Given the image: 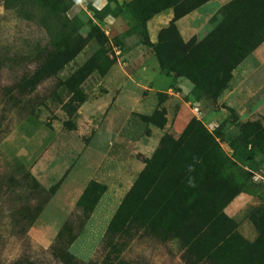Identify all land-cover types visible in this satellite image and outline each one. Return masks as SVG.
I'll use <instances>...</instances> for the list:
<instances>
[{"label": "rangeland", "instance_id": "1", "mask_svg": "<svg viewBox=\"0 0 264 264\" xmlns=\"http://www.w3.org/2000/svg\"><path fill=\"white\" fill-rule=\"evenodd\" d=\"M132 1L85 0L80 6L72 0L64 15L85 41L84 46L38 85L29 115L20 105L23 109L11 110L2 121L1 127L9 131L0 139V175L14 181L11 187H19L11 194L12 202L7 198L0 202V264L20 257L38 263L49 260L43 252L58 231L66 240L64 225L76 234L68 252L83 262L89 260L101 240L83 233L84 214L74 206L85 181L83 172L88 173L82 161L99 163V172L116 157L110 168L121 165L122 191L126 193L142 167L141 159L149 157L163 136L177 142L184 139L193 122L200 123L213 138L207 156L219 163L217 171L232 173L236 182L246 180L247 192L264 201V154L234 141L241 128L249 139L264 138V117L256 110L262 93L247 99L250 85L238 83L237 78L225 80L228 69L219 70L216 62L209 61L213 51L223 59L229 49L231 66L238 58L234 50L243 45L238 43L235 27L221 21L222 15L228 12L231 17L235 10L264 13V2L232 0L216 11L217 5L210 0H143L145 12L152 7L162 9L145 19L132 8ZM230 27L233 30L228 36L225 33ZM94 29L98 40L91 36ZM259 39L252 38L238 50L246 51ZM44 40L40 28L5 11L0 0V53L8 56L15 77H28L39 67L33 58H20L28 45ZM186 45L191 49L182 53ZM158 57L165 69L160 68ZM171 68L191 73L208 92ZM14 76L4 72L2 84H13ZM217 83H221L218 90ZM257 128L263 130L258 133ZM77 169L83 172L75 174ZM23 174L30 175L44 191L34 193L21 178ZM1 186L4 193L10 191L7 182ZM37 204L43 208L25 238L11 234L8 224L4 226V212ZM95 221L96 216L90 224ZM153 252L149 236L142 235L134 237L121 255L131 264H149Z\"/></svg>", "mask_w": 264, "mask_h": 264}, {"label": "trees", "instance_id": "2", "mask_svg": "<svg viewBox=\"0 0 264 264\" xmlns=\"http://www.w3.org/2000/svg\"><path fill=\"white\" fill-rule=\"evenodd\" d=\"M71 1L72 0H3V8L5 11H11L16 18L40 28L45 35V40L43 42L35 41L31 46L28 45L21 54L20 60L27 61L33 58L39 63V67L28 77H24L23 75L15 77L14 75L17 73H15L14 68L8 64V56L0 53V139L9 131L8 127H1L2 121L6 118V114L11 110L17 111L24 108V114L29 115L35 106V103L32 105L30 104L36 100L38 85L54 74L56 69L68 63L84 46L85 41L77 34L76 28L72 22L64 15L69 9ZM262 1L264 2V0ZM143 2V0H133L131 6L135 10L140 11L145 19L162 10L159 7H152L153 9L151 8L149 12H145L147 11V6ZM239 14V18L245 15L242 13ZM259 14L264 17V13L259 12ZM241 24L240 19L238 23L232 24V27H235V35H238L240 38L238 43L241 41L243 44L236 45L237 49L234 50L238 57L236 61L233 62L231 66H228L230 57L229 49L225 50L226 56L223 59H218V53L213 51L214 53H211L212 55L209 60L210 62H216L215 67L219 70L222 68L228 69L224 77L227 81L229 79L230 70L253 47L248 48L246 51L238 50L243 48V46H247V42H249L250 38L247 35L243 36L240 34L239 27ZM232 30L233 29L230 27L229 30H226L225 34L230 36ZM95 31L96 29L92 32L93 34L91 33V36L98 40L99 36L97 37L94 34ZM183 48L184 51L182 53L187 49H191L187 45L183 46ZM158 61L160 68L165 69V64L160 57H158ZM83 68L84 66L81 67L80 71H82ZM170 71L175 72L178 76L185 77L193 83L195 87L202 88L201 91L206 92L200 81L193 80L191 73H186L176 68H171ZM4 72L13 75L16 81L8 86L6 84L3 85L2 82L4 79L2 76ZM210 73L211 70L208 71L207 75H210ZM206 82H209V80H206ZM220 86L221 83H217L215 89L218 90ZM20 105L23 108H19ZM29 105L31 109H28ZM263 129L257 128L258 133ZM234 141L235 143L255 148L264 154V138L257 139L256 141L253 138L249 139L247 138V133L244 128L240 129L239 135ZM212 143L213 138L210 133L197 122H193L190 125L184 139L178 142L172 141L168 136H163L150 158L141 159L142 168L138 172L130 188L122 197L115 214L109 221L101 239L100 246L86 262L73 257L68 252L67 247L74 240L75 233L72 232L70 226L64 225L62 228H65L66 240L62 239L61 232L58 231L52 244L43 252L50 258L49 260L38 263V261L20 257L9 264H131L123 259L121 252L134 237L138 238L142 235L149 236V202L153 205L154 201L152 197L158 196L159 194H163L164 198L167 197L166 200H164L165 205H176L177 202L185 203L186 210L183 215L187 224L195 217L202 218L203 221H208L211 218L217 221L226 220L227 218L222 214L221 208L242 189L246 180L236 182L232 173L221 174L217 171L218 168H215V173L218 175L216 181L218 185V196L215 198L212 197L211 201H206V205L212 207L210 210L206 211H200L195 207L197 204L196 202L202 205H205V203H203V200L199 201V199H196L193 195L195 191L192 190V186H190V181L194 179L193 174H204L207 171L206 164L204 163L206 158H209L207 155L212 150H209ZM218 164L219 163L216 162L215 166L217 167ZM21 178L29 182L30 189L34 191V193L44 191L30 175L23 174ZM2 182H7V184H9V190L11 192L8 191V193H4L1 186ZM179 182H182V185L178 187ZM13 183L14 181L12 179L8 177L4 179V177L0 175V202L5 200V198L12 202L10 198L12 197L11 194L14 192L16 193L19 187L18 184L16 185L17 187H11L10 184ZM182 186H186L185 191L182 190ZM182 192L184 196H182ZM100 193L101 187L95 182H90L77 200L76 206L82 209L84 221L87 219ZM47 195L49 196V194ZM213 205L216 208L215 210H213ZM144 207L146 209L143 211L142 208ZM42 208L43 204H37L36 206L29 205L27 207L21 206L18 208L10 207V209L4 212L5 221H7L4 223V226L6 227L8 224L11 234L17 235L19 233L23 239L27 234L28 228L34 222ZM1 209L2 204L0 205V210ZM168 214L172 215L173 218L171 219L176 221V212L169 211ZM193 230L190 231V234H186L187 239L194 237Z\"/></svg>", "mask_w": 264, "mask_h": 264}, {"label": "crops", "instance_id": "3", "mask_svg": "<svg viewBox=\"0 0 264 264\" xmlns=\"http://www.w3.org/2000/svg\"><path fill=\"white\" fill-rule=\"evenodd\" d=\"M231 1L210 0V3L217 5V11L229 5ZM229 14L226 12L221 18V21L226 20L227 27L236 24L240 19L242 23L239 28L240 34L249 36V40L260 37L249 52L230 70L229 78L231 80L237 78L238 83L250 85L247 99L258 92L262 93L258 97L256 110L257 114L264 117V17L259 13L250 12L239 18L240 14L236 10L231 17ZM210 18H213L212 15ZM210 149L212 146L209 147ZM115 159L116 157L112 159V163H115ZM81 164L87 165L88 173L85 174L83 170L78 169L74 171L75 174L83 172L85 175L82 189L74 199V206L90 182H95L101 187V193L82 228L84 234L95 236L96 241L99 242L125 194L121 183L122 168L118 165L112 170L109 165L104 171L101 169L98 172L99 163L95 165L82 161ZM204 164L207 171L204 174H193L194 179L191 181L194 185L192 190L195 191L193 195L205 203L202 205L196 202L195 207L200 211L210 210L212 207L206 205V201L218 196L216 161L206 158ZM254 175L257 176V173ZM181 185L182 182H179L178 187ZM130 186L131 184L128 185V189ZM244 186L221 208L222 214L227 219L220 221L212 218L203 221L202 218L195 217L187 224L183 215L186 210L185 203L177 202L176 205L170 206L164 204L167 197L164 198L163 194L152 197L154 204L151 205L149 202V250L154 252L149 253V264H264V201L255 199L247 192L248 187L244 188ZM182 190L185 191L186 186H182ZM182 196H184L183 192ZM104 208L107 211L103 212ZM215 209L213 205V210ZM169 211L176 212V221L171 219L173 217L168 214ZM95 216L96 223L90 224V220ZM191 230L194 237L187 239L186 234H190Z\"/></svg>", "mask_w": 264, "mask_h": 264}, {"label": "clouds", "instance_id": "4", "mask_svg": "<svg viewBox=\"0 0 264 264\" xmlns=\"http://www.w3.org/2000/svg\"><path fill=\"white\" fill-rule=\"evenodd\" d=\"M76 5L84 6L85 0H74ZM190 186H194L190 181Z\"/></svg>", "mask_w": 264, "mask_h": 264}, {"label": "built area", "instance_id": "5", "mask_svg": "<svg viewBox=\"0 0 264 264\" xmlns=\"http://www.w3.org/2000/svg\"><path fill=\"white\" fill-rule=\"evenodd\" d=\"M192 111H193L194 113H196V112H197L196 107L192 108Z\"/></svg>", "mask_w": 264, "mask_h": 264}]
</instances>
